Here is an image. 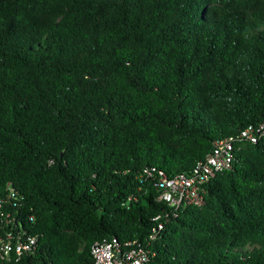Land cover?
Masks as SVG:
<instances>
[{
  "label": "trees",
  "instance_id": "16d2710c",
  "mask_svg": "<svg viewBox=\"0 0 264 264\" xmlns=\"http://www.w3.org/2000/svg\"><path fill=\"white\" fill-rule=\"evenodd\" d=\"M263 119L264 0H0V239H38L0 264H91L112 238L146 264H264V138L202 206L158 201L159 173Z\"/></svg>",
  "mask_w": 264,
  "mask_h": 264
},
{
  "label": "built area",
  "instance_id": "2783aa9c",
  "mask_svg": "<svg viewBox=\"0 0 264 264\" xmlns=\"http://www.w3.org/2000/svg\"><path fill=\"white\" fill-rule=\"evenodd\" d=\"M264 138V119L256 125H250L242 129L237 135L216 140L212 150L198 162L191 172L168 176L159 173V196L158 201L165 203L174 216L179 209L188 206H202L204 204V185L220 173L230 170L235 162V145L237 143L255 144ZM150 175V173H147ZM8 198H11L10 185L7 186ZM0 200V209L2 208ZM3 216V214H1ZM7 223L9 215L4 216ZM164 219L161 215L152 218L156 222L155 234L163 229ZM165 220V219H164ZM166 221V220H165ZM155 234L150 238L154 239ZM37 237L21 235L14 237L11 228H8L3 239H0V260L18 261L24 255L33 253L37 244ZM92 257L91 264H146L149 253L144 247L136 243L121 245L115 238L110 241H95L90 247Z\"/></svg>",
  "mask_w": 264,
  "mask_h": 264
}]
</instances>
